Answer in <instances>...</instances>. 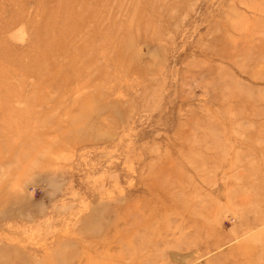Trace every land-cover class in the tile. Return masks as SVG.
Instances as JSON below:
<instances>
[{"label": "rangeland", "instance_id": "rangeland-1", "mask_svg": "<svg viewBox=\"0 0 264 264\" xmlns=\"http://www.w3.org/2000/svg\"><path fill=\"white\" fill-rule=\"evenodd\" d=\"M0 264H264V0H0Z\"/></svg>", "mask_w": 264, "mask_h": 264}]
</instances>
